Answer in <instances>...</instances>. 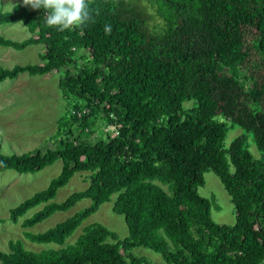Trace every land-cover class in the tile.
<instances>
[{
  "label": "trees",
  "instance_id": "16d2710c",
  "mask_svg": "<svg viewBox=\"0 0 264 264\" xmlns=\"http://www.w3.org/2000/svg\"><path fill=\"white\" fill-rule=\"evenodd\" d=\"M87 3L89 20L63 31L45 24L44 9L0 10V24L22 22L31 34L22 42L0 36V46H45L43 64L0 69V83L66 70L59 83L66 113L54 148L4 154L0 138V175L63 162L46 190L11 211L18 223L42 206L21 225L32 243L63 245L113 195L130 236L121 240L94 223L67 248L33 252L10 241L0 264H150L133 255L136 247L166 264H264V0ZM234 126L244 133L227 147ZM108 127L118 135L105 134ZM210 171L235 207L233 226L217 224L212 202L198 192ZM81 172L90 173L89 187L55 202ZM84 199L92 204L64 222L27 231Z\"/></svg>",
  "mask_w": 264,
  "mask_h": 264
},
{
  "label": "rangeland",
  "instance_id": "374dc122",
  "mask_svg": "<svg viewBox=\"0 0 264 264\" xmlns=\"http://www.w3.org/2000/svg\"><path fill=\"white\" fill-rule=\"evenodd\" d=\"M17 4H22L30 11H34L30 5L24 3V0H0V10L11 12ZM0 36L22 42L31 34L28 28L19 22L0 24ZM44 51L45 46L42 44L31 45L21 51L0 46V69L41 65ZM65 71L63 69L43 76H30L28 73H23L14 80H5L0 83V138L4 154L21 155L54 148L51 137L56 132L58 121L66 113V103L59 85ZM105 130L109 134L115 132L112 127ZM243 133L244 130L241 127L234 126L226 136L225 145L228 147ZM248 148L254 158H260L261 153L252 138L249 139ZM62 168L63 162L59 159L52 166L36 173L19 174L13 170H7L0 175V220H4L0 223L1 250L5 251L8 248V242L18 240L23 242L27 250L33 252L67 248L77 242L85 227L94 223L104 225L115 232L121 240L130 236L125 218L113 211L117 198L113 195L111 201L103 204L95 214L83 221L63 245L36 244L27 240L23 234L25 229L21 225L42 206L30 210L19 219L18 223L10 220L11 211L36 193L46 190L51 181L60 175ZM89 175V172L75 174L69 183L57 192L54 201L64 202L71 194L87 189L90 185ZM198 192L212 202L211 215L217 224L228 226L236 224L235 207L220 178L213 171L205 174V185L200 187ZM91 204V200L84 199L68 211L57 212L27 231L43 233L88 208ZM132 253L150 264H166L163 256L151 249L136 247Z\"/></svg>",
  "mask_w": 264,
  "mask_h": 264
},
{
  "label": "clouds",
  "instance_id": "9594fccd",
  "mask_svg": "<svg viewBox=\"0 0 264 264\" xmlns=\"http://www.w3.org/2000/svg\"><path fill=\"white\" fill-rule=\"evenodd\" d=\"M32 9H44V22L57 30L70 29L86 23L90 18L87 0H24ZM110 31V26H105Z\"/></svg>",
  "mask_w": 264,
  "mask_h": 264
},
{
  "label": "built area",
  "instance_id": "2783aa9c",
  "mask_svg": "<svg viewBox=\"0 0 264 264\" xmlns=\"http://www.w3.org/2000/svg\"><path fill=\"white\" fill-rule=\"evenodd\" d=\"M86 112H87V110L85 109V110L82 111V112H78L77 115L80 117L82 113H86ZM73 113H76V112H73ZM112 128H113V127H112ZM114 131H115V132H114L113 134H109V133L106 132L105 129L103 130V132H104L105 134H109V135H110L111 137H113V138L116 137V136L118 135V131H117L115 128H114Z\"/></svg>",
  "mask_w": 264,
  "mask_h": 264
}]
</instances>
